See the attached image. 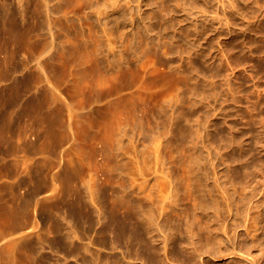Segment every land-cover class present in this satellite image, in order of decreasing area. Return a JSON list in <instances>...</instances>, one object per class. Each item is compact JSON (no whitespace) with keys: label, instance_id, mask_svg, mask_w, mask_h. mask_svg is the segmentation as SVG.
Instances as JSON below:
<instances>
[{"label":"rangeland","instance_id":"374dc122","mask_svg":"<svg viewBox=\"0 0 264 264\" xmlns=\"http://www.w3.org/2000/svg\"><path fill=\"white\" fill-rule=\"evenodd\" d=\"M28 1L29 0H10V3L12 2L11 7H12L13 11L16 12V14H17L16 16L19 19H21L20 16L22 15V14H20L21 11L19 12V10H22L20 8L24 9V8L28 7V8L32 9V7L34 6L32 4H35L36 1H37L36 5L37 4L39 5L40 3L43 4L42 1H44V0H41V1L40 0H34V1L32 0L31 1L30 0L29 2H32L31 6H30V3H28ZM38 1H39V3H38ZM45 1H46V6H44V4L39 5V6L37 5V6H38V8H40V6L42 7V8H40V10L44 14L48 10V12H46L48 14V16H47V14H45L46 18L47 17L48 18L47 19L43 18V20L46 21V24H44L45 26H43V27L45 28L46 26L51 25V28L46 29V28H48V27H46L45 31L47 32L48 30H50L54 33L53 34L51 32V34L53 36H55V37H53L54 49H52V50L53 51L55 50L56 54L54 53L55 51L54 52L52 51V53H54V55L51 57H49L51 54L45 55V56H39L38 54H35L34 57L32 56L31 58H29L30 60L27 61V65H29V68H28V71L25 75L30 74V75H33V77H38L37 66H38V64L43 65L47 69L46 76L48 77L51 84L47 85L45 83H41L44 86V88H42L43 86L40 84V82H38L37 89L39 88L38 89L39 92H37V89L35 87L34 90L33 89L31 90V93L29 91L30 94L27 93L28 96H26L27 95L26 94L24 96V98L22 97L21 100L19 99L18 102L16 101V103H18V104L15 106V110H17V112H18L19 117L17 116V118H19L20 122L19 121L17 122V126L15 128L16 131H15V133H13V135H10L9 133H6V132H5L6 133V135H5V133L3 131L4 129L3 130L1 129V131H3L2 132L3 135H1V140H2L1 145H2V149H3V153L0 156V164H1L0 190H2V191L6 190V188L9 185H10L9 186L10 188L13 187V186L11 187V185H15V186L17 185V186L14 187L16 190H15V193H13V195H11V193H10L11 191L7 193V190H6L5 194L3 192V194H4L3 199H5V196L9 197L11 195L10 196L11 200L8 201V199H7V202L4 201L7 203V207L4 204V202L2 201V205H1L2 209L0 208L1 209V211H0V232H1L0 233V250L4 251V249H5L4 253L1 252V253H3V256H1V254H0V259H1L0 264H8L6 261L7 259L3 260V258H6L7 255L9 256V254L13 251L14 248H16V246H18V245L21 246L22 243L33 242L32 240H37V238L39 239V237L43 238L42 248L45 250L44 251L41 250V251H43L42 253L47 255V256H48V254H49V256H50V254H52V251L49 250V249H51V246H49V245H51L50 238L53 236V234L50 233V235H47L49 233L48 231L50 230L49 228H51V221L50 220L44 221V218L46 215H48L49 210H50V203L48 202L49 198H51L52 194H54L55 192H53L52 188L47 186L46 183L50 184L51 176L57 175L60 172V174H63L62 176H63V182L64 183L62 185L65 186L64 176L67 173V171L71 168V166H70L71 163H74L75 160H79V158L80 159L83 158L86 161V163L88 164V166L86 165V167L85 166L81 167V169L79 171V177L77 178L78 180L76 179L77 183L81 184V185H79V186H81L80 188H83L82 192L85 191L83 193H85V200L86 201H89L91 199L89 192L86 191L88 189L86 184L89 183L87 180H89L90 176L92 175L93 180L91 183L94 184L96 186V188L103 187L102 184H107V186L109 188H112L115 184L118 185L117 183H119V185H118L119 186L118 188H120L119 191L120 190L124 191V192H122L123 195H122V193H119V196L121 195L120 197L126 195V192H127L126 189H128L129 185H131L133 183H134L133 185L139 186V187H143V185H144L143 188L146 190L148 188H150L151 186H152V188H153V186H156L155 188H153V190L151 188L149 190L150 191L152 190L155 193H158V191H159L164 197H167L166 194L168 193V191H169V193L172 192V194H173V192H174L173 190L177 191L180 188L179 192H175L176 194L178 193V196L180 197V198L179 197L177 198L179 209L184 210L187 208L190 212H192L193 211V208L191 206L192 202H188L185 200L186 197L184 195V190L186 188V184L183 181L185 176H186L185 172H183L184 171L183 169L187 168L186 164L189 162V158L187 155L188 152L186 154V152L179 149V146L177 145V142H176V137L173 134L166 135L168 137H165V135H164V133L166 132L165 130H167L169 128V126H171V123H172L171 120H172L173 115H171L170 117H169V115L173 111H174L173 113H177L180 116L179 117L180 121H182L183 122V123L181 122L182 125H184V127L188 129V131L187 130L186 131L193 138L192 139L193 143L194 144H196V142L198 143L197 148H196V152H197L196 155H198V153L201 152L200 154L203 156V161L200 165L202 168L199 167V165H198V167H196V169L198 170V168H200L201 172H203V170H204V172H206V174H207L206 177H207L208 182L205 181V183L208 184L209 186H211V183L214 181V179L217 175L224 180V176H225V179L227 176L226 172H228L230 170H236L239 174H241V178L238 181H234L233 185H235V187H233V189L231 188V190L238 189V190H236L237 192L235 191L236 194L232 195V197L234 196L233 200L236 203H239L240 196L238 194H239V192H242V191H245L244 193H246L247 198H248L249 192L253 191L252 189L254 187L256 188V189L254 188V190L256 191V193H254V194H257L255 196L256 200L254 198L253 201L250 202L249 206L252 203L255 204V201H257V199L258 200L261 199L260 197H262V195L264 194V167L260 168V165L256 166V169H258V172H256L257 171L256 169L254 170L255 172L252 171L255 167H253L252 170H250L251 168H249L248 169L249 175L247 177L243 173L244 172L243 171L244 165H246L247 163L245 161H243L244 164L242 162L231 163L229 158L232 155L245 154V152L247 153L248 148L249 149L251 148L252 153L254 151V155L257 156V158H255V159H258L260 157V159H258V160H260V162L264 161V115L262 114V113H264V74L256 72L255 65L252 61V60H254L252 58L255 56L254 58L256 61L259 60V61L264 63V0H234L235 4H233V1L231 2L229 0H220V1L219 0H192L191 3H188L189 0H139V1L138 0H122V1L119 0V2L121 1L119 3L121 8H119L117 11L113 12V10H111L112 8L107 5L108 7L107 8L105 7L106 13H104L101 17H99V15L97 14V11L104 9V5L106 4L104 2L106 0H99V1L98 0H92L91 3H88V4L84 5L83 7H73V6L70 7L69 5L67 6V3L66 4L64 3V2H66V0H45ZM93 1H94V3H93ZM127 1L129 2V5L125 7L124 5L126 4ZM221 1H224L225 4L227 3V5L223 6L224 3H222ZM96 2H98V5H97L98 7L96 6ZM219 2L222 3V5ZM27 3H28V5H27ZM103 3H104V5H103ZM94 4H95V6H94ZM192 4H194L193 7L189 6ZM36 5L34 6L35 8L37 7ZM182 5L183 6L186 5L188 7L185 6V8H184V7H182ZM43 6H44V8H43ZM195 6H196V8H195ZM228 6H230V7H228ZM45 7L47 10L45 9ZM96 7H97V9H96ZM67 8H68V10H67ZM72 8H73V10H72ZM124 8H127V10ZM201 8H202L201 11H203V9L208 10L207 12L203 11L204 14L206 12L205 15L200 11ZM43 9H44V11H43ZM64 9H65V11H64ZM162 9L164 12L163 11L161 12ZM184 9H186V11H184ZM235 9H237V10H235ZM49 12H51L53 14H51ZM64 12L68 13V15H69V18L67 16L68 20L73 19V21L72 20L67 21V20L62 19L61 22L57 21V23H60V26H59V24L57 26L54 18L57 19L58 17L63 16ZM131 12H132V14L134 12L135 16L131 17V15H132ZM189 12L193 13V17H191V14ZM198 12L202 13V14L199 15ZM153 13H154V15H152V16H155V17H157V14H158L159 19H158V17H157V19H158V23L160 22L159 24L156 23L157 20L154 19L155 17L152 18V16L150 15ZM155 13H157V14H155ZM194 13H196L197 15H195ZM50 14H51V16L53 15V17H51V18L54 20H52L50 18ZM186 14L187 15L189 14V15L187 16ZM202 15H204L205 17H203V18L197 17V16H202ZM150 16L152 19L150 18ZM213 16H218L217 17L218 19L217 18L216 19L218 21L220 20L221 23H220V21L219 22L215 21L216 19ZM43 17H45V16L43 15ZM132 18H135V19L132 20ZM130 19H131V22H130ZM50 20H51V22H50ZM152 20H154V21H152ZM45 21H44V23H45ZM53 21H55V23ZM72 22L74 24L76 23V26L79 27L80 30L74 24L72 27V25H71ZM105 25H107V26H105ZM194 25H195V29L193 28ZM58 27H60L61 29ZM74 27H76L77 29ZM144 27H145V29H144ZM154 27H156V28H154ZM260 28L263 30L261 31ZM107 29H110L111 32H109L110 30H107ZM143 29L146 31V37L144 36L145 31H143ZM159 29H160V31H159ZM62 30H63V32H62ZM138 31L140 34L144 33L143 36H142V34L140 35L138 33ZM95 32H96V34L98 32L97 35L99 36V34H100L101 36L98 37L95 34ZM160 32H162V33H160ZM66 33H69V34H66ZM48 34L49 33H47V34L45 33V38L50 36V34L49 35ZM64 34H66L65 35L66 38H69L71 36L70 38H79V39H83V40H85V39L89 40V38H90L89 36H91V34H92L91 37H94L96 35L95 37H97L98 39L101 38L102 43H101V40H99V43L102 44L103 46L100 47L99 51H102L103 49L101 50V48H103L104 46H105L104 51H102L103 53L105 52V48H106V51H108V52L111 51L112 49L114 51V52L111 51L112 53L109 52L108 54L106 52L104 53L105 55L107 54L106 55L107 59L104 57L105 55L104 56L102 55L103 53L100 55L102 57V58H100V59H102L101 60L102 62H100V63L103 64L102 65L103 67H106V66L108 67V65H105V64H108V62H110V61H112L111 63L116 62L117 66L122 63L123 67L126 66L128 62H133V63L135 62V64H137V62H138L137 58L139 57V59H141L140 61L144 60V64L146 65L147 68H152L153 70L157 69L158 72L156 70L155 71L159 74L160 73L162 74L164 72L163 74L167 75L169 73V71H171V70L172 71H178V70L183 69V71L188 74L187 77L188 78L190 77L189 78L190 81L188 80L187 85H185L187 87L182 86V87H184L183 89L181 87L177 90L178 92L175 90L172 93V95L180 96L179 98H183L184 106H183V104L181 105V106H183L182 107L183 109L181 107L179 108L178 106H177L178 108L168 106L167 109H169L170 111L172 110V111L170 112L169 110H167L168 112H165L164 115L166 117L170 118V120L168 118H167L168 120L165 119L164 115H163L164 117L161 116L159 118V120L162 119L160 121L158 120V118H156V119L151 118V124L154 123L153 124L154 127L156 126V128L154 130L158 129V130H156V132H158V133L160 131V133H159L160 137H159V134L157 133L158 134L157 137H159V140H160L159 143L162 142L159 145L160 146L159 150L157 149L158 147L156 148V146H155L156 143L158 144V140H154L155 138L152 137V136H156V135H154L156 132L155 131L152 132V134L150 136L149 135V133H150L149 128L144 126L145 121L138 120V121H140V122H138L137 121L138 117L137 118H136V116L130 117L133 120H131V119L129 120L130 126L127 127V129H126V135L123 138L122 149L123 148L125 149V150H123L124 152L126 150L128 152L131 150L132 153L133 152L134 153L131 154V152L128 153L127 151H126L127 154H125L126 152L124 153L123 151H122V153H120V155L122 154V156L124 155V157H126V158H124V157L119 155L121 158H123V159H120V157H119V160H122V161H120L121 164H125V162H126V164L129 163V164H127V166L126 165L120 166L121 174H120V172H119V174H118V172H111V169H109V168H107V169L110 171H108L107 169H105V170L103 169V167L104 168L106 167L105 164L107 163V160L105 159L106 158L105 154L103 155L102 153H100V151H98L99 148H97V147H100L101 145L97 146V144H99V142H103V141L107 142V140H104L106 138L108 139V141H111V139L112 140L115 139L116 128H117L118 124L120 123L119 120L121 119V121H122V119H124V117L127 116V115L123 116V113L130 107V104L133 105V103L136 101L135 100V96H136V92H137L136 86H138L137 85L138 82H136L135 77H136L137 73H135L134 71H131L132 73L129 72L128 75H129V80H130L129 82L130 83L127 81L128 79L125 80L124 77L120 74H119L120 77H118V74H117L116 75L117 78H115V80L116 79L117 80L116 81L114 80V82H112L114 85V88L112 85L113 91L111 89L112 93H110L109 97L108 96H101V97L97 98V95L95 94L94 97L91 98V96L86 92L85 99H84V104L86 102V104H85L86 106L84 105L85 106L84 110H82L81 109L82 107L80 106V99H81V95H82L83 90L81 88L83 87V84H85L86 81H91L92 77H94L95 79L98 78L100 73L95 71V67H93L92 62H89L86 59L82 58L79 53H75L76 55L75 54L74 55L76 57L72 56L73 59L71 57L68 61H66V59L63 60L60 57L56 56V55L60 54L57 52L61 51L60 48L63 47V42L66 41ZM162 34L164 35V38H166V39H164L163 36L160 37ZM68 35H69V37H68ZM130 36L131 37L134 36L136 39L138 38L139 40H141V42H145V43H146V40H148V39H149L147 41L148 43L150 41L152 43V41L154 40L155 42H153V45H157L156 42H157V40H159L157 43H160L159 44L160 46L163 43L165 44L167 41L168 42L167 44L171 43V47H170V45H167V46H169L171 48L170 49L168 47L170 49V52H172V53L170 54V56L167 55V57L163 58L162 57L163 52H161L162 54L159 52V55L161 56L160 58H161L162 63H161V61H160V63L159 62L155 63V61H154L155 58H152L154 56H152L151 53H146L145 55L138 53V51L136 50L138 48V46H135V44L138 45V43L140 41H138V43H136L138 39L134 40L135 38L134 37L131 38ZM138 36L139 37L142 36L143 38L140 37L141 38L140 39ZM144 37L145 38L148 37V39L145 40ZM159 37H160V39H158ZM47 39H49L48 41H50V38H47ZM163 39L165 40V42H163ZM51 40H52V38H51ZM233 40L235 42H233ZM160 41H162V42H160ZM151 43H149V44H151ZM177 43H178V45H177ZM100 44H99V46H100ZM234 44L235 45L238 44L239 48L242 49L241 53L239 55H235L230 51V48ZM110 45L112 48H110ZM130 45L135 46V49L132 47L131 48L136 50V54L137 53L140 54L139 56L137 55L138 57H136V58L132 57ZM159 45H157V46H159ZM106 46L109 47V49ZM143 46H145V44H143ZM122 47H124V49ZM252 49L254 50V52L252 51ZM261 49H263V50H261ZM123 50L126 52H129V54H127ZM128 50H130V51H128ZM157 50L163 51L164 49H163V47L162 48L160 47V49H159V47H157ZM228 51H229L230 55L233 54L235 56V59H237V61H234L235 60L234 56H232V55L230 56L228 54ZM256 51H260V54L259 55L255 54ZM250 52H253V53H250ZM114 53H115V57L113 56ZM249 53H250L251 57H250V55H249V57H246ZM119 54H121L122 56ZM261 54L263 56H261ZM141 55H143V58ZM244 55H246V56H244ZM118 56L121 59H123V57H124V59H126V60L123 59V61L121 60V63H120V60L117 59V58H119ZM128 56H129V58L131 57L130 60H132V61H129ZM140 56H141V58H140ZM164 56H166V55H164ZM56 57H57V59H56ZM74 57H75V61H74ZM237 57H239V58H237ZM78 59H79V61H78ZM104 59H106V60H104ZM166 59H168V60H166ZM231 59H234V60H231ZM107 60H108V62H107ZM255 60H254V62H256ZM69 61L71 62V64H69L70 63ZM125 61H127V62H125ZM63 62H66V64ZM74 62H77V64L76 63L74 64ZM62 64H65V65H62ZM72 64H74L75 66L73 67ZM76 65H79V66H76ZM250 65H252V67H254L255 69L252 68L253 69L252 70ZM51 66L55 67V69L52 71L49 69ZM198 68H200V69H198ZM75 69H76V71H75ZM169 69H171V70H169ZM254 70L256 73L254 72ZM159 71H161V72H159ZM252 71L254 72V75H253ZM28 72H31V73H28ZM120 72H123V71H120ZM110 73L114 74V75H112L113 77L116 74V73H112V71ZM209 73H211V74H209ZM17 74L19 75V77L17 76V78H20V76L22 77V75H24V74L21 75V73H17ZM255 74H257V75L255 76ZM133 76H135V77H133ZM1 78H2V81L0 80V95H1L0 96L1 97L0 103L1 102L2 103L0 104V109L2 110V112H4L6 107H7L6 105H8L7 101L9 102V100H8V95H6L8 92L6 94L3 92H5V90L6 91L8 90V87L6 88V86L7 85L9 86V82L7 79H4L2 76H0V79ZM78 78H81V79L79 80ZM83 78H85V79H83ZM3 79H4V81H3ZM132 79H133V82L131 83ZM77 80H79V81H77ZM98 80H99V78L97 79V81ZM118 80L120 81V83L118 82ZM79 82L82 83V87H81V83L78 84ZM212 83L214 86L211 87V85H209V84H212ZM119 84H120V86H119ZM122 84H124V85H122ZM134 85H136V86H134ZM51 86H55V88L57 87L56 92H57V95L58 94L60 95L58 97H60L61 99L56 97L57 99L53 98L54 101H52V99H51V101H49L50 100V99L48 100L49 95L46 94V91L44 94H42L44 90H48L49 87L51 88ZM193 87L196 88V94L194 92L195 89ZM191 89L193 91H191ZM133 90L136 92H134ZM180 90H182V91H180ZM40 91H41V95L39 94ZM74 91H77V92H74ZM131 91L133 92V94H131L132 93ZM179 91L182 92L181 94L184 95V97H182V95L179 94ZM32 92H34V93L37 92V96L35 94V96H36L35 97L34 93H32ZM69 92L72 96L69 94ZM114 92L117 95H119V96L121 95V96L116 97V94H114ZM118 93H121V94H118ZM175 93H177V94H175ZM45 94H46V96H45ZM129 94H130V96H129ZM127 96H129V98L132 96L133 98L130 100V99H128ZM110 97L114 98V99H111ZM41 98L44 99V103H45L44 106L46 108L44 106L41 108H38L37 105H35L37 100H39ZM74 98H76V99H74ZM106 98L109 100L107 101ZM25 99H27V101ZM116 99H119V100H116ZM55 101H57V103H59V104H57ZM119 101H121V102H119ZM53 102L55 104H53ZM65 102L67 104L72 105V106L75 105V106H73V108L78 112L79 115H80V113L81 114L84 113L85 110L92 111L95 115V120L98 119L97 117H98V114L100 112H102V113L105 112L104 114H106V118H105V115H103V119L100 121V124L97 127H95L94 131H93V132H95V131H97V129H99L95 135V138H97L96 144H92L93 146L91 144H88L91 137L94 136V133L92 132L91 133L92 135H88L86 133V130H84V128H82V126H79V128L77 127L78 128L77 130H80L81 132L78 131L75 133V135H71L70 137L68 136V134L65 130L66 117L63 114L65 112H62V110L65 109V105H67V104H65ZM109 102H111V103H109ZM20 103H21V105H20ZM22 103H24V104L22 105ZM114 103H116V105ZM125 103L129 104V106L128 105L125 106L126 105ZM2 104L4 107L1 106ZM60 104H61V106H64V107L58 106ZM63 104H65V105H63ZM121 104L122 105L124 104L123 107ZM31 105H32V107H31L32 109L30 108ZM132 105H131V107H132ZM51 106H53V107H51ZM19 107H21V109L25 108V111H24L25 113L22 112L23 110H21ZM26 107H28L29 110ZM112 107H113V109H112ZM115 107L116 108L118 107L119 109L117 108L118 110H116ZM44 108H45V110H44ZM49 108H50V110H49ZM58 108H59V110H58ZM122 108H123V111H121ZM124 109H125V111H124ZM48 110H49V112H48ZM60 110H61V112H58ZM85 112H87V111H85ZM126 112H125V114H128L130 112V110H128L127 113ZM20 113H22V115H20ZM118 113H119L121 118L119 117ZM166 113H168L169 115L167 114L168 115L167 116ZM183 114H184V116H181ZM50 115H54V117L50 116ZM185 115H186V117H185ZM60 116H62V117L64 116V117L62 118ZM174 116H177V115L174 114ZM139 117H141V116H139ZM182 117H184V119ZM81 118L82 117H79V119H78V121L80 120L79 123L81 122ZM117 118H118V121H117ZM134 118L138 122V123L136 122L137 123L136 125L138 127L135 125L138 128L136 130H134L135 128H133V125L135 124ZM181 118H182V120H181ZM57 120H58V123L56 122ZM59 120H65V121H59ZM183 120H185V122ZM161 121L163 123L162 125H164V121H168V123L169 122H171V123H169L170 125L166 124L167 126L164 125L165 127H162V126H160L161 124L158 123ZM3 122L5 123L6 121L3 120ZM19 123H20V125H18ZM248 124L250 125V127H248ZM6 125H7L6 123H5V125L1 124V128H5ZM142 127H143V131H144V135H140ZM161 127L164 128L163 129L164 131L162 130ZM6 128L8 129V125L6 126ZM6 128H5V131H9V130H6ZM131 128H133V129H131ZM129 129L131 130V132H133L132 130H134L135 133L134 132L132 134H131V132L129 133V131H130ZM112 130L114 132L113 134H112ZM138 130L140 132H136ZM189 130H190V132L192 131L191 132L192 134L189 132ZM249 130H251V131L249 132ZM59 132H61V133H59ZM79 132H80V135H79ZM81 133H83V134H81ZM8 134L10 135V137H8V139H7L6 136H8ZM63 134H64V136H63ZM84 134L86 135L85 137L82 136ZM97 134L99 136H97ZM111 134L113 136L112 138H110ZM194 134H195V136L197 134L199 138H197V136L195 138ZM51 135H52V137L53 136L54 137L52 138ZM60 135L63 138H61ZM109 135H110V137H109ZM219 135H222V139H223L222 141H221V139H219L220 138ZM65 136H67V138L69 137L68 140ZM11 137L13 139L9 140V138H11ZM86 137L88 140L86 139ZM47 138H48V141H47ZM70 138L72 141H70ZM81 138H82V140H81ZM101 138H103V139H101ZM109 138H110V140H109ZM140 138H141V140L139 142ZM83 140H85L84 142H86V144L83 142ZM6 141H7V143H6ZM73 141L77 142V143H75L76 145L74 144ZM128 141L130 143L132 142L131 144L134 146L135 151L132 150L133 146L130 143L128 145ZM149 141H150V143H149ZM47 142L49 144H47ZM52 142H53V144L57 143V144H54V146L57 145V148L56 147L53 148ZM79 142H81V143H79ZM124 142L127 145L124 144ZM169 142H170V144H172V143L173 144L170 145ZM70 143L71 144L73 143V146H71ZM167 144L170 146H168ZM124 145H125V147H124ZM130 145H131V147H130ZM247 145H248V148H247ZM48 146L51 147L50 148L51 150L49 149ZM70 146H71V148H70ZM87 146H89V147H87ZM127 146H129V147H127ZM190 146H191V144H190ZM78 147H81V148L79 149ZM94 147L97 148V149H95V152H94ZM35 148H36V150L40 149V151H35L36 152L35 153L34 152ZM52 148H53V153L55 155L52 153H49L52 151ZM90 148L93 149L92 150L93 152L91 151ZM128 148H129V150H128ZM187 148H189V147H187ZM257 148H260V149H258L259 153H257L258 152ZM13 149H16V151H18V152H15V150H13ZM24 149L26 152H24ZM74 149H77L78 152H77V150L73 151ZM6 150H8V151H6ZM11 150L14 152H12ZM96 150H97V152H96ZM142 151H144L143 152V157H144V164H143L144 165V172L143 173L144 174L141 173V175L143 174V176H141L139 173L138 174L136 173L135 175H133L134 173L131 172V166L137 164L139 162V160L143 159L141 156ZM179 151H180V153H179ZM8 152H11V155H9L10 153L7 154ZM181 152H183V154H181ZM192 152H193V150H190V153H192ZM12 153L15 154L16 157H15V155L13 156ZM94 153H96V154H94ZM208 153L210 155H207ZM255 153H257V154H255ZM50 154H52V157ZM74 154H76V155L74 156ZM184 154H186L187 156ZM6 155H9L8 158H6ZM53 155H54V157H53ZM77 155H79V156L77 157ZM102 155H103V157H102ZM48 156H49V158H47ZM182 157H183V159H182ZM50 158L52 160L51 161L48 160V161H50L53 164L52 166H51V163L46 160V159H50ZM185 158L188 159V160H186L187 162L183 161ZM137 159H138V161H137ZM220 159L222 160L221 162H223V163L220 162ZM14 160H16V161L18 160L17 162H19L21 164L19 165V163H16L13 166ZM23 160H26L27 163H25V165L28 164V166L30 168H28L27 166L24 165L23 162H25V161H23ZM67 160H68V162H67ZM129 160H130V162H128ZM131 160L134 163H131L132 162ZM223 160L226 162V164H224L225 162ZM173 161L175 164H177L176 166L174 163L172 164ZM192 161L194 162V159H192ZM91 162H93V164ZM104 162H106V163H104ZM247 162L249 165L250 161H247ZM8 163L11 164L10 168L8 166L9 165ZM68 163H70V165H68ZM102 163H104V164H102ZM183 163H184V166H181V165H183ZM263 163L264 162H262V164L261 163L260 164L264 165ZM66 164H67V166H66ZM45 165H46V167H45ZM48 165L50 166V168H47V167H49ZM100 165H101V167H100ZM137 165H139V163ZM193 165H194V163H192V164H190V166H188V171H189V168L193 167ZM15 166H17L16 169L18 168L17 171L15 170V172H17V173H15L14 170H12V168ZM68 166H70V167H68ZM170 166H172V167H170ZM215 167H217L216 168V174L217 175H214L215 174V171H214ZM249 167H252V165L250 164ZM257 167H259L260 169ZM171 168H173V169H171ZM180 168H183V169H180ZM227 168H228V171H227ZM26 169H28V170H26ZM10 170H12V171L10 172ZM35 170H39V171L34 172ZM122 170L126 171L127 173L124 174V172ZM106 171H108V172L105 173ZM181 171L184 173V175ZM250 171L253 172V174L250 173ZM62 172H64L65 174ZM109 172L111 175L109 174ZM10 173H12V175ZM28 173H29V176H31V175L32 176L31 177L26 176V175H28ZM114 173L117 175H115ZM37 174L44 175L45 178L47 177L46 178L47 180L44 178V176H42V177H41V175L37 176ZM121 175H123L124 177ZM115 176L119 177V178L116 177L117 179L120 180L119 182L116 181V178H114ZM128 176H130L131 178L130 177L128 178ZM136 176H138V177H136ZM139 176H141V177H139ZM20 177H22V178H20ZM125 177L127 179H125ZM249 177H251V179H249ZM107 178H108V181L112 178L111 180H115L116 183L112 181L114 184L113 185L111 180L109 182L107 181ZM129 179H131L132 181ZM29 180H31L32 183ZM16 181H19V182H16ZM37 181H38L39 185L42 184L41 185L42 187L36 186ZM40 181H41V183H40ZM102 181H104V182H102ZM131 182H133V183H131ZM139 182H140V185H142V186L139 185ZM14 183H16V184H14ZM56 183L60 184L59 182H56ZM84 183H86L84 185L85 187L83 186ZM175 183H177L178 186ZM57 184H56V186L58 187ZM121 184H123V185H121ZM171 184H173V186ZM18 185L22 186V188L19 189V191L17 192V189L19 188ZM32 185L33 186L35 185L36 188H35V186L32 187ZM110 185H112V186H110ZM124 185H126V186H124ZM122 186H123V189H122ZM145 186H147L148 188H145ZM172 187H174V188L172 189ZM177 187H178V189H176ZM42 188H44V189H42ZM118 188L116 186L114 189L118 190ZM170 189H172V191H170ZM35 190L37 192H35ZM149 190H147V191H149ZM155 190H157V192ZM119 191H117V192H119ZM164 191L167 193H165ZM33 192H35L33 199L37 200L38 202L33 200L35 204L33 203V201L31 202V205L29 204V212H31V213L29 214V212H28L29 215H27V221H28V216H30V221L34 220V222L33 223L32 222H26L28 224L26 226L21 227L22 229L19 228L18 230L10 231V229H11L10 225H12V220H11L12 217L7 216V215H10V213L8 214V212H5L6 213L5 214L3 212L7 208H8L7 210H9L10 208H13L12 206H14L15 203L17 204V196L18 195H20L19 198H23V196H25V197L29 196ZM232 192L234 193V191H231V193ZM253 192H251L250 194L252 195ZM18 193H20V194H18ZM25 193H27V194H25ZM176 194H174V195H176ZM162 195H161V197H163ZM174 195H172L173 196L172 198L175 197ZM180 195H182V196L184 195L183 196L184 198ZM12 196L15 197L16 200L12 199ZM159 196H160V194H159ZM10 197H9V199H10ZM46 198H48V200H46ZM174 199H176V198H174ZM12 200L14 201V203ZM8 202H10V203L12 202V205L9 203V206L11 205L10 208L8 206ZM168 202L170 204V200H168L167 203ZM36 204L38 206H36ZM40 206L43 208H40ZM44 206H46L47 208ZM44 208H46V209H44ZM95 208H96V206H95ZM260 210L263 213L262 216L264 217V205L261 206ZM40 212H42V213H40ZM196 212H197L196 214L199 215V213L201 211L198 209V210H196ZM43 214H44V216H43ZM200 215H202V213ZM254 215H255L254 210H252L251 216H254ZM33 217L34 218L36 217V219H34ZM162 221H164V220H161V222ZM43 222H44V224H43ZM46 222H48V223H46ZM35 223H37V224L35 225ZM46 224H50V226L47 225L48 227L47 226L44 227V225H46ZM35 227H37V228H35ZM6 228H8V229H6ZM6 230H8V232ZM195 231H196V229H195ZM162 233H164V232H162ZM166 233H167V235H166ZM161 234H159L160 240H163V239H161V237L162 238L165 237V236L163 237V235H166L168 240H170V238L172 239V236L170 237L168 235L169 234L168 230H165V233L162 235ZM186 235L185 234L183 236L175 235V236H173L175 243H174V241H172V243L176 244L177 247L173 244L176 249L180 248L183 251V255L185 258H182V259L185 260V263H181V264H200L199 261H197V259L191 258L190 253H191V251H193V249L186 247V246H188L186 244H189V241H188L189 239L186 237H189L190 235L189 236H186ZM46 236H47V238H46ZM154 236H155V238H157L158 234L157 235L154 234ZM196 239L197 238L194 237V239H193V242L195 241L194 243L198 242V239L197 240ZM47 240H49V241L46 242ZM187 241H188V243H187ZM163 243H164V241L163 242L160 241L158 246H160V247H161V245L164 246ZM96 246H98V247H96ZM93 248L100 255H103V256L109 255V253L114 254L116 252H118L116 254L120 255L121 253H119V252L120 251L122 252V250H116V252H115V251H112L110 248L109 249L104 248V247L97 245V244L94 245ZM6 249H7V251H6ZM160 252L164 253L165 251L163 249H160ZM5 253H7V254H5ZM252 254L257 256V254L262 255L263 253H260V249L257 247L256 249L253 250ZM209 255H210V253L207 252L201 256V258L204 260V261L202 260L203 261L202 264H223V263L225 264L226 262L229 261V260L228 261L226 260V262H225L224 260H222L219 262V260L217 261V259H214ZM21 256H22V258H21ZM21 256H20L21 260H19V261L23 262L22 259H24V260L27 259V261H25V262L27 264H32L31 258L33 255L32 256L30 255L31 258H30V256L27 257V254H26V256L21 254ZM23 256H25V257H23ZM259 257H261V256H259ZM131 260H132V263L135 262L134 264H145L144 262H141L140 260H138V261L134 260V259H131ZM2 261H5V263ZM68 261L71 263H74L72 260H68ZM63 262L66 263L67 261L66 262L62 261V262H60V264H64ZM170 262L175 263V261H172V260L169 261V264H170ZM260 262H261L260 264H264L263 260ZM77 263L78 264H84L80 261ZM21 264H24V263H21ZM175 264H177V263H175Z\"/></svg>","mask_w":264,"mask_h":264},{"label":"bare ground","instance_id":"6f19581e","mask_svg":"<svg viewBox=\"0 0 264 264\" xmlns=\"http://www.w3.org/2000/svg\"><path fill=\"white\" fill-rule=\"evenodd\" d=\"M29 1H28V3H30V6H31L32 2H29ZM44 1H42V3L44 4V6H46V1L45 2ZM191 1L192 0H189L188 3H191ZM229 1H231V2L233 1V4H235L234 0H229ZM91 2H92V0H66V2H64V3L65 4L67 3V6L69 5L70 7L71 6L83 7L84 5L91 3ZM120 2H119V0L118 1L117 0H106L104 2L106 4L104 5V3H103L104 9L97 11V14L99 15V17H101L104 13H106V8L108 6H110L112 8L111 10H113V12L117 11L119 8H121V6L119 4ZM221 2L224 3L223 6L227 5V3L225 4L224 1H221ZM28 3H27V5H28ZM36 3H37V1H36ZM36 3L32 4V5L35 6ZM38 3H39V1H38ZM93 3H94V1H93ZM222 3H220V4L222 5ZM11 4H12V2L10 3V0H0V76H2L4 79H7L9 82V86L8 85L6 86V88L8 87V90L7 91L5 90V92H3L5 94L8 92L6 95H8L9 102L7 101L8 105H6L7 107H6L4 112H2V110L0 109V156L3 153V149H2V145H1V143H2L1 135H3L2 132L4 131V133L6 132V133H9L10 135H13V133H15V131H16L15 128L17 126V122L19 121V118H17L18 112H17V110H15V106L18 104V103H16V101L18 102L19 99L21 100L22 97L24 98V96L27 93H29V91L31 93V90L32 89L34 90L35 87L37 89L38 82H40V84L41 83H45L47 85L51 84L48 77L46 76V73H47L46 67L43 65H40L38 63H37L38 64V66H37L38 77H33V75H30V74L25 75L28 71V68H29V65H27V61L30 60L29 58H31L32 56L34 57L35 54H38L39 56H45V55L51 54L49 57L53 56L54 53L56 54V51L54 50L55 51L54 52L52 50V49H54L53 37H55V36H53L51 34L52 31H50V30H48L47 32L45 31V28L48 27L46 29H50L51 25L49 26L47 24L48 26H46L45 28L43 27V26H45L44 24H46V21L43 20V18H46L45 14H47L46 12H48L46 7H45V9L47 11L45 12V14L40 10V8H42L41 6H40V8H38L39 5H43L41 3L39 5L37 4L38 6L36 5L37 6L36 8L33 6L34 8L32 7V9L28 8V7L24 8V9L20 8L22 10H19V12L21 11L22 13L20 12V14H22V15L20 16L21 19H19L16 16L17 15L16 12L13 11ZM97 5H98V2H96V6ZM128 5H129V2L127 1L124 6L126 7ZM193 5L194 4L189 5V6L193 7ZM44 6H43V8H44ZM94 6H95V4H94ZM185 6L182 5V7H184V8H185ZM97 7H96V9H97ZM186 7H188V6H186ZM228 7H230V6H228ZM195 8H196V6H195ZM124 9L127 10V8H124ZM67 10H68V8H67ZM72 10H73V8H72ZM201 10H202V8L200 9V11ZM235 10H237V9H235ZM43 11H44V9H43ZM64 11H65V9H64ZM162 11H163V9L161 10V12ZM184 11H186V9H184ZM203 11L207 12L208 10L203 9ZM203 11H201V12L204 14ZM67 12H64L63 16L58 17L57 19L54 18L57 26H58V24L60 26V23H57V21L61 22L62 19L67 20V21H71V20L73 21V19L68 20L69 15ZM206 12H205V14H206ZM49 13H51V12H49ZM202 13H199V15H201ZM51 14H53V13H51ZM51 14H50V18L53 17V15L51 16ZM131 14H132V12H131ZM133 14H134V12H133ZM133 14L131 15V17L135 16V14L134 15ZM155 14H157V13H155ZM190 14H191V17H193V13H190ZM194 14L197 15L196 13H194ZM43 15L45 17H43ZM150 15L152 16V15H154V13L150 14ZM204 15L197 16V17L203 18V17H205ZM47 16H48V14H47ZM67 16H68V18H67ZM151 16H150V18H151ZM154 17L155 16H152V18H154ZM157 17L159 19L158 14H157ZM157 17L154 18L157 20L156 23H158ZM213 17L216 19L218 16H213ZM54 19H52V20H54ZM133 19H135V18H132V20ZM217 19L215 21H218ZM44 21H45V23H44ZM55 21H53V22L55 23ZM152 21H154V20H152ZM50 22H51V20H50ZM130 22H131V19H130ZM220 23H221V21H220ZM73 24L74 23L72 22V24H71L72 27H73ZM74 25L76 26V23ZM105 26H107V25H105ZM76 27H74V28H76ZM58 28H60V27H58ZM77 28L79 29V27H77ZM154 28H156V27H154ZM193 28L195 29V25ZM144 29H145V27H144ZM144 29H143V31H145ZM107 30H110V29H107ZM262 30L263 29H261V31ZM159 31H160V29H159ZM62 32H63V30H62ZM109 32H111V30ZM45 33L50 34V36L47 37V38H50V41H48L49 39L45 38ZM138 33H139V31H138ZM144 33H145L144 36L146 37V31ZM144 33H141L142 36ZM160 33H162V32H160ZM66 34H69V33H66ZM66 34H64V36ZM95 34H96V32H95ZM97 34H98V32H97ZM91 36H92V34H91ZM91 36H89L90 37L89 40H86V39L83 40V39H79V38H70L71 36L69 37V35H68L69 38H66V36H65L66 41L63 42V47L60 48L61 51L57 52V53H60L59 54L60 56L56 55V56L60 57L61 59H63V60L66 59V61H68L72 56L76 55L75 53H79L82 58L86 59L89 62H92L93 67H95V71L100 73V75L98 77L99 78L98 81H97L98 78L95 79L94 77H92V80L86 81L85 84H83V87H82L81 82L78 83V84L81 83V87H82L81 89L83 90L82 95H81V99H80V106L82 107L81 108L82 110H84V107L86 106L85 105L86 102L84 104L86 92L91 96V98H93L95 94L97 95V98L101 97V96H108L109 97L110 93H112L111 92L112 85H113L112 82H114L115 78H117V76H116L117 74H118V77H120L119 76V74H120L124 77L125 80L128 79L127 80L128 82L130 81L129 75H128L129 72L134 71L135 73L138 74V75L136 74V77L133 76V77H135L136 82H138L137 83L138 86L134 85L137 87V92L134 91L136 89L135 87H134L135 89L133 90L134 92H136V96H135L136 101L133 103V105L130 104V107L128 109L126 108L127 112H128V110H130V112L128 114H125L126 111L124 109L125 112L123 113V116H125V115H127V116H125L124 119H122V121H121V119L119 120L120 123L118 124V126L116 128V132H115L116 136L114 135L115 139H113V140L111 139V141H108V139L106 138L104 140H107V142L103 141V142H99V144H97V146L101 145L100 147H97V148H99L98 151H100V153H102L103 155L105 154V157H106L105 159L107 160V163L104 162V163H106L105 164L106 167L105 168L103 167V169L105 170V169L109 168V169H111V172H118V174H119V172L121 171L120 166H122V165L127 166V164H129V163L126 164L125 161H124L125 164H121L120 161H122V160H119V157L122 156V154L120 155V153H122V151L125 150L124 148L122 149V144H123V138L126 135V129H127V127L130 126L129 120L130 119L133 120L130 117L136 116V118L138 117L137 121L138 120L145 121L144 126L149 128V131H150L149 135L151 136L152 132H154V131L156 132V130H158V129L154 130L156 128V126L154 127V125H153L154 123L151 124V118H154V119L158 118V120H159V118L161 116H163L165 114V112H168L167 111V110H169V109H167L168 106L169 107H175V108H178V107L182 108L184 106L183 98H179L180 96L172 95V93L175 90L177 91L182 86L187 85V83H188L187 81L188 80L190 81V79H189L190 77L189 78L187 77L188 74L186 72H184L183 69L178 70V71H172L171 69H169L171 71H169V73L167 75L163 74L164 72L162 74L161 73L159 74V73H157L158 72L157 69H155L157 71L156 72L152 68H147L146 65L144 64L143 59H142L143 61H140L141 59H139V57H138L140 54L145 55L146 53H151V55L154 56L152 58H155L154 59L155 63H157V62L160 63V61H161L160 57L161 56L159 55V52L160 53L163 52V54L161 53L163 55L162 56L163 58L167 57V55L170 56V54L172 53V52H170V49H171L170 48L171 47L170 42H169L170 44H167L168 42L166 41L165 44L163 43L164 45L161 44V46H160L159 45L160 43H157L159 40H157L156 44L159 45V46H157V45H153V42H155L154 40L152 41V43L150 41L149 43H151V44H149L147 42L149 40L148 37L147 38L144 37L145 40L148 39V40H146V43H145V42H141V40H139L138 38H137L138 39L137 40L133 36L135 38L134 40H137L136 43H138V41H140L138 43V45L135 44V46H138V48L136 47L137 48L136 50L140 54H138V53L136 54V50H134L135 46L130 45L132 57H135V58L138 57L137 58L138 59L137 64H135V62L134 63L128 62L127 65L123 67L121 60L123 61L124 57H123V59H121L118 56L120 59L117 57L116 58L118 60H120V63H121L120 65L117 66L116 62H113V63H111L112 61L108 62V60H109L108 59L107 60L108 64H105V65H108V67L107 66L103 67L102 66L103 64L100 63V62H102L101 61L102 59H100L102 57L100 55L103 53L102 51H104L105 46L103 48H101V50L103 49L102 51H99L100 47L103 46L102 44L99 43V40H101V38L98 39L95 36L94 37H91ZM99 36H101V35L99 34ZM142 36H140V37H142ZM162 36L164 38L163 34L160 37H162ZM133 37H131V38H133ZM160 37L158 39H160ZM51 38H52V40H51ZM164 39H166V38H164ZM164 39H163V42H165ZM160 42H162V41H160ZM233 42H235V41L233 40ZM101 43H102V40H101ZM99 44H100V46H99ZM143 44H145V46H143ZM167 45H170V47ZM177 45H178V43H177ZM131 47L134 49H132ZM157 47H159V49H160V47L161 48L163 47L164 50L158 51ZM107 48L109 49V47H107ZM110 48H112L111 45H110ZM122 48L124 49V47H122ZM130 50H128V51H130ZM241 50L242 49L239 48L238 44L237 45L234 44L230 48V51L235 55H239L241 53ZM261 50H263V49H261ZM52 51L54 53H52ZM111 51H113V49ZM111 51H109V52H111ZM126 51H124V52H126ZM252 51L254 52L253 49H252ZM105 52L107 54L109 53L108 51H106V48H105ZM253 52H250V53H253ZM104 53L102 54L103 56L105 55ZM126 53L129 54V52H126ZM250 53L247 56L246 55H244V56L249 57ZM228 54H229V51H228ZM233 54H231V55L234 56ZM255 54L259 55L260 51H256ZM106 55L104 56L105 58H106ZM119 55H121V54H119ZM143 55H141L142 58H143ZM164 55H166V56H164ZM113 56L115 57V53ZM141 56H140V58H141ZM261 56H263V55L261 54ZM75 57H74V61H75ZM250 57H251V55H250ZM254 57L252 59L255 60ZM128 58H129V56H128ZM237 58H239V57H237ZM56 59H57V57H56ZM72 59H73V57H72ZM106 59H104V60H106ZM130 59H131V57L129 58V61H132ZM234 59H235V56H234ZM234 59H231V60H234ZM124 60H126V59H124ZM166 60H168V59H166ZM254 60H252V61L255 65L256 72L264 74V63L259 61V60H257V61L255 60L256 62H254ZM78 61H79V59H78ZM234 61H237V59H235ZM125 62H127V61H125ZM63 63L66 64V62H63ZM75 63L77 64V62H74V64ZM161 63H162V61H161ZM65 64H62V65H65ZM69 64H71V62ZM74 64H72L73 67L75 66ZM79 65H76V66H79ZM250 67H251V69L254 68V67H252V65H250ZM49 69L52 71L55 69V67L51 66ZM198 69H200V68H198ZM75 71H76V69H75ZM111 71H112V73H116L114 77L112 76L114 74L110 73ZM120 71H123V72H120ZM159 72H161V71H159ZM254 72H255V70H254ZM254 72L252 71L253 75H254ZM17 73H21V75L22 74H24V75H22V77L20 76V78H17V76L19 77V75ZM28 73H31V72H28ZM211 73H209V74H211ZM256 75L257 74H255V76ZM81 78H78V79L80 80ZM4 79H3V81H4ZM83 79H85V78H83ZM0 80L2 81V78ZM79 80H77V81H79ZM118 82L120 83L119 80H118ZM132 82H133V79H132L131 83ZM41 85L43 86V84H41ZM122 85H124V84H122ZM209 85H211V87L214 86L213 83L209 84ZM119 86H120V84H119ZM185 87H187V86H185ZM42 88H44V86ZM56 88H55V86H51V88L49 87L48 90L43 89L44 91L42 94H44L46 91V94L49 95L48 100L50 99L49 101H51V99H52V101H54L53 98L60 96L59 94L57 95ZM113 88H114V85H113ZM183 88L184 87H182V89ZM193 88L195 89L194 92L196 94V88L195 87H193ZM38 89H37V92H39ZM41 91L39 93L40 95H41ZM112 91H113V89H112ZM180 91H182V90H180ZM180 91H179V94L182 95L181 94L182 92H180ZM191 91H193V90L191 89ZM37 92L36 93L32 92V93H34V96H35V94L37 96ZM74 92H77V91H74ZM46 94H45V96H46ZM69 94H70V92H69ZM114 94H116V93L114 92ZM118 94H121V93H118ZM131 94H133V92ZM175 94H177V93H175ZM26 96H28V94ZM120 96L116 94V97H120ZM129 96H130V94H129ZM129 96H127V97H128V99L131 100L133 97L131 96L129 98ZM182 97H184V95H182ZM58 98H60V97H58ZM41 99L37 100V102L35 104V105H37L38 108L43 107L45 104L44 99H42V100ZM74 99H76V98H74ZM111 99H114V98H111ZM119 99H116V100H119ZM0 100H1V97H0ZM25 100L27 101V99H25ZM108 100L109 99H107V101ZM55 102L57 103V101H55ZM111 102H109V103H111ZM119 102H121V101H119ZM23 104L24 103H22V105ZM53 104H55V103L53 102ZM57 104H59V103H57ZM65 104H67V103L65 102ZM65 104H63V105H65ZM114 104L116 105V103H114ZM182 104H183V106H181ZM20 105H21V103H20ZM32 105L30 106V108L32 107ZM123 105H122V107H123ZM127 105L129 106V104H126L125 106H127ZM131 105H132V107H131ZM1 106H3V104ZM58 106H61V104ZM73 106H75V105H73ZM73 106L70 104H67V105H65V109L62 108L63 109L62 112H65L63 114L66 117L65 130H66L69 137L71 135H75L76 132L80 131V130H77L79 128V126H82V128H84V130H86V133L88 135H92L91 133L94 131V128L97 127L100 124V121L103 119V115H105V118H106V114H104L105 112L104 113L100 112L98 114V117H97L98 119L95 120L94 113L92 111H88V110H85L87 112L84 111V113H82V114L80 113V115H79L78 112L73 108ZM51 107H53V106H51ZM61 107H64V106H61ZM113 107H112V109H113ZM19 108L21 109V107H19ZM26 108H28V107H26ZM45 108H44V110H45ZM117 108L115 107L116 110L119 109V108L118 109ZM21 110H23L22 112H24L25 108H23ZM28 110H29V108H28ZM49 110H50V108H49ZM49 110H48V112H49ZM58 110H59V108H58ZM121 111H123V108ZM58 112H61V110ZM119 113H118V115H119ZM172 113L170 115L168 113H166V115L168 114L169 117L171 115H173V116H172V120H171L172 123L169 122V123H171L172 127L169 126V128L171 127L170 129L167 127L169 130L168 129L165 130L166 132L164 133V135H165V137H168L166 135L173 134L176 137V142H177V145L179 146V149L186 152V154L188 152L187 155L189 158V162L186 164L187 166L185 165L187 168H185V169L180 168V169H183L184 170L183 172H185V175H186L184 180H183L184 183L186 184V188H185V190L184 189L183 190H184V195L186 197L185 200L188 202H192V204H191V206L193 208L192 212H190L187 208L184 210L179 209L178 199H177L179 196H178V193L177 194L175 193V192H179L180 188L178 189V187L176 188V189H178L177 191L173 190L174 191L173 194H172V192L169 193V191H168V193H167L164 191L165 193H167L166 194L167 197H164L159 191H158V193L160 194V196L158 193H155L154 191H152L153 188H155L156 186H153V188L151 186L150 187L152 189L151 191L149 190L150 188L145 186V188H148L147 190H149V191H147L146 189L143 188L144 185H143V187H139V186L133 185L134 183L131 182L133 184L130 183L131 185H129L128 189H126L127 190L126 195L120 197L121 195L119 196V193H122L124 191H121V190L119 191V189H120V188H118L119 183H117L118 185L115 184L118 188V190L117 189L116 190L119 191V192H117L114 189L116 186L113 184V182L116 183V181H118V182L120 181L119 179L116 178L118 176L114 177V178H116V181L111 180L112 178L110 179L111 182L113 181L112 184L114 185L113 186L114 188L113 187L109 188L107 186V184H102L103 187L96 188V186L91 183L93 180L92 175H91L89 180H87L89 183L87 182L88 184H86V183L83 184V186L86 184L88 189L86 188L87 190L86 189L85 190L87 192H89V195L91 197V199L89 201H86L85 200V193H83L85 191L82 192L83 188H80L81 186H79V185H81V184L80 183L78 184L76 179L79 177V171H80L81 167H84V166L86 167V165L88 166V164L86 163V161L83 158H81V159L79 158V160H75V162L71 163V165H70V163H68V165H70L71 168L67 171L66 174L64 172H62L65 174V176H64L65 186L62 185L64 183L63 182V176H62L63 174H60V172L57 175L51 174L52 176L50 179V184L46 183V185L49 186L50 188H52V191L55 192L54 194H52L51 198H49L48 202L50 203V210H49L48 215H46L44 218V221L45 220L51 221V228H49L50 230L48 229L49 233L47 235H50V233L53 234V236L50 238L51 245H49V246H51V249H49V250L52 251V254H50V256L48 254V256H47V255L42 253L45 250L42 248L43 238L39 237V239L37 238V240H32L33 242L28 241L29 243H22L21 246H19V245L16 246V248L13 249V251L9 254V256L7 255L8 258L5 256L6 258H3V260L7 259L6 261L8 264H19V263L25 264L26 263L25 261H27V259H25V260L22 259L23 262L19 261V260H21V258H22L21 254H23L25 256L27 254V257H29L30 255L31 256L33 255L32 258L30 256V258L32 259L31 260L32 264H60V262H62V261H65V262L67 261L66 263L63 262L64 264H76L79 261L84 263V264H134L135 262L132 263L131 259H134L137 261L140 260L141 262H144L145 264H169V261H171V260L175 261V263H177V264H181V263H185V260L182 259L185 257L183 255V251L180 248L176 249L174 247V245L176 246V244H174L175 241H174L173 236H175V235L183 236L184 234L185 235L187 234L186 236H189V235L190 236L186 237L189 239L188 240L189 244H186V245H188L186 247L193 249V251H191V253L189 252L191 255V258L197 259V261H199L200 264H202V262L204 261L201 258V256L207 252L210 253L209 256H211L214 259H217V261L219 260V262L222 260H224L225 262H226V260L227 261L229 260L225 264H260L261 263L260 261H262V260L264 261V217L262 216L263 213L260 210L261 206L264 205V194L262 193L263 195H262V197H260L261 199H259V200L257 199V201H255V204L252 203L249 206L250 202L253 201V199L257 195V194H254V193H256V191L254 190L255 187L252 189L254 192L251 191V192H253L252 195L250 194L251 192H249L248 198H247L246 193H244L245 191H242V192L238 191L239 194L238 193L237 194L240 196V198H239L240 201H239V203H236L233 200L234 196L232 197V195L236 194L235 191L238 189L235 188L236 190H231V188L233 189V187H235V185H233L234 181L240 180L241 174H239L236 170H230L231 171L230 172V171H228V168H227V171L229 173L226 172V175H227L226 179L224 176V180H223L222 178H220L216 174V168L217 167H215L214 168V171H215L214 175H217V176L215 177L214 181L212 180L213 182L211 183V186L206 184L205 183V181H207L206 172H204L203 169H202L203 172H201L200 168H198V170L196 169V167H198V165H199V167H201L200 165L203 161V156L200 154L201 152L198 153V155H196L197 154L196 148H197L198 143L197 142H196V144L193 143V140H192L193 138L187 132L188 129L185 128L184 125H182L183 122L180 121V118H179L180 116L177 113H173V114ZM174 114H176L177 116H174ZM262 114L264 115V113H262ZM20 115H22V113H20ZM50 116L54 117V115H50ZM139 116H141V117H139ZM181 116H184V114ZM60 117H62V116H60ZM79 117H82L80 123H79L80 120L78 121ZM119 117H120V115H119ZM185 117H186V115H185ZM118 118H117V121H118ZM167 118L168 117L165 116V119H167ZM182 118L184 119V117H182ZM182 118H181V120H182ZM168 119L170 120V118H168ZM3 120H5L6 121L5 123L8 125V129L6 128L7 125L5 126L6 130H9V131H5V128H1V124L5 125ZM160 120H162V119H160ZM59 121H65V120H59ZM134 121H135L134 122L135 124L133 125V128H135L134 130H136V129H138L137 128L138 126L136 124L140 121L137 122L135 118H134ZM183 121L185 122V120H183ZM56 122L58 123V120ZM158 123H160L161 125L160 124L159 125L162 127H165L169 124L168 121H164L165 126L162 125L163 124L162 121L158 122ZM18 125H20V123ZM248 127H250L249 124H248ZM133 128H131V129H133ZM1 129L2 130L4 129V130L1 131ZM163 129L164 128H162V130ZM98 130L99 129H97V131L93 132L94 136H92L91 139L89 138L90 140H89L88 144H91V145L96 144L97 138H95V135L98 132ZM113 130H112V134L114 133ZM134 130H132V131L135 133ZM250 131L251 130H249V132ZM80 132H79V135H80ZM130 132H131V130L129 131V133ZM133 132H131V134ZM136 132H140V131L138 130ZM189 132H190V130H189ZM6 133H5V135H6ZM59 133H61V132H59ZM157 133L158 132H156L154 134L156 136H152V137L155 138L154 140H158V144L156 143L155 146H156V148L158 147L157 149L159 150V147H160L159 145L162 142L159 143L160 131L158 133L159 137H157V135H158ZM9 134H8V136H6L7 139H8V137H10ZM81 134H83V133H81ZM112 134H111V137L109 135L110 138L113 137ZM140 135H144L143 127L141 129ZM63 136H64V134H63ZM82 136L85 137L86 135L84 134ZM97 136H99V135L97 134ZM194 136H195V134H194ZM196 136H197V138H199L197 134H196ZM196 136H195V138H196ZM51 137H52V135H51ZM60 137H61V135H60ZM65 137L67 138V136H65ZM219 137L218 138L221 139V141H222L223 140L222 135H219ZM61 138H63V137H61ZM68 138H67V140H68ZM71 138H70V141H72ZM110 138H109V140H110ZM12 139H13L12 137L9 138V140H12ZM86 139H87V137H86ZM101 139H103V138H101ZM81 140H82V138H81ZM140 140H141V138L139 139V142H140ZM47 141H48V138H47ZM84 141L85 140H83V142ZM150 141H149V143H150ZM53 142H52V144H53ZM6 143H7V141H6ZM75 143H77V142L75 141L74 144ZM79 143H81V142H79ZM84 143L86 144V142H84ZM129 143L130 142L128 141V145H129ZM47 144H49V143L47 142ZM54 144H57V143H54ZM54 144H53V148H55V147L57 148V145L54 146ZM124 144H126V143L124 142ZM169 144H170V142H169ZM172 144H170V145H172ZM190 144H191V146H190ZM131 145H130V147H131ZM170 145H168V146H170ZM71 146H73V143L71 144ZM71 146H70V148H71ZM87 147H89V146H87ZM124 147H125V145H124ZM127 147H129V146H127ZM187 147H189V148H187ZM50 148L51 147H49V149ZM53 148H52V151L49 153L54 154ZM78 148L80 149L81 147H78ZM97 148L94 147V152H95V149H97ZM247 148H248V145H247ZM260 148H257V151ZM25 149H24V152H26ZM77 149H74L73 151H75ZM134 149L135 148L133 146L132 150H134ZM13 150H15V152H18V151H16V149H13ZM92 150L93 149H91V151ZM128 150H129V148H128ZM190 150H193V152L190 153ZM251 150H252L251 148L250 149L248 148L247 153L245 152V154L232 155L229 158L231 163H240V162L243 163V161H245L247 163V164L245 163L246 165H244V169H243V171H244L243 173L247 177L249 175L248 174L249 168H251L250 170H252L253 167H255L252 170L253 172H255L254 170L256 169V166L260 165V168L264 167V165H261L262 162H264V161L261 160L262 162H260V160H258V159H260L259 156H258L259 157L258 159H255V158H257V156L254 155V151L252 153ZM6 151H8V150H6ZM35 151H40V149L36 150V148H35L34 152ZM12 152H14V151H12ZM77 152H78V150H77ZM96 152H97V150H96ZM127 152L125 154H127ZM129 152H131V154L134 153V152L132 153L131 150ZM143 152L144 151L141 152V156L143 159L139 160V162H138L139 165H137L138 164L137 163V164L131 166V172L134 173L133 175H135L136 173L137 174L139 173L141 175V173L144 172ZM179 153H180V151H179ZM257 153H259V151ZM257 153H255V154H257ZM7 154L11 155V152H8ZM52 154H50L51 157H52ZM94 154H96V153H94ZM181 154H183V152H181ZM186 154H184V155H186ZM9 155H6V158H8ZM12 155L14 156L15 154L12 153ZM54 155H53V157H54ZM75 155L76 154H74V156ZM79 155H77V157ZM103 155H102V157H103ZM207 155H210V154L208 153ZM15 157H16V155H15ZM122 157H124V155ZM47 158H49V156ZM124 158H126V157H124ZM120 159H123V158L120 157ZM182 159H183V157H182ZM192 159H194V162L192 161ZM46 160L51 161L52 159L50 158V159H46ZM68 160H67V162H68ZM186 160H188V159L185 158L183 161H186ZM17 161L14 160V162H13L14 164L12 163L13 166L16 163H19ZM23 161H25V162H23L25 165V163H27V162H26V160H23ZM50 161H48V162H50ZM137 161H138V159H137ZM174 161L172 162V164L174 163ZM221 161L222 160L220 159V162ZM247 161H250L249 165L251 164L252 167H249ZM93 162H91V163L93 164ZM128 162H130V160ZM104 163H102V164H104ZM131 163H134V162L132 161ZM192 163H194V165H193V167L189 168V171H188V166H190V164H192ZM221 163H223V162H221ZM20 164L21 163H19V165ZM224 164H226V162ZM10 165L11 164L8 165L9 168L11 167ZM52 165L53 164L51 163V166ZM176 165L177 164H175V166ZM25 166L30 168L28 166V164ZM66 166H67V164H66ZM70 166H68V167H70ZM181 166H184V163ZM16 167L17 166L13 167L14 169L12 168V170H14V172H15V170L17 171V169H18V168L16 169ZM45 167H46V165H45ZM100 167H101V165H100ZM170 167H172V166H170ZM47 168H50V166ZM257 168H259V167H257ZM0 169H1V164H0ZM171 169H173V168H171ZM12 170H10V172ZM26 170H28V169H26ZM39 170H35L34 172L39 171ZM256 170H257L256 172H258V169H256ZM108 171H110V170H108ZM108 171H106L105 173H107ZM122 171L124 172V174L127 173L124 170H122ZM253 172L250 171V173H252V174H253ZM12 173H10V174L12 175ZM15 173H17V172H15ZM41 174H37V176L41 175ZM109 174H110V172H109ZM120 174H121V172H120ZM143 174L141 176H143ZM115 175H117V174H115ZM183 175H184V173H183ZM26 176H29V173ZM31 176H29V177H31ZM42 176H44V175H41V177ZM121 176H123V175H121ZM141 176H139V177H141ZM129 177L130 176H128V178ZM136 177H138V176H136ZM20 178H22V177H20ZM44 178H45V176H44ZM125 179H127V178L125 177ZM249 179H251V177H249ZM129 180H131V179H129ZM29 181L31 182V180H29ZM107 181H108V178H107ZM16 182H19V181H16ZM56 182H59L60 184H57ZM102 182H104V181H102ZM40 183H41V181H40ZM14 184H16V183H14ZM56 184L58 185V187L56 186ZM175 184L178 186L177 183H175ZM41 185H39V183L37 181L36 186H41ZM121 185H123V184H121ZM139 185H140V182H139ZM171 185L173 186V184H171ZM16 186L11 185L12 188L7 187L6 188L7 193L11 191L10 193H11V195H13V193H15V190H16L14 187H16ZM34 186L32 185V187H34ZM36 186H35V188H36ZM110 186H112V185H110ZM124 186H126V185H124ZM140 186H142V185H140ZM18 187L19 188L17 189V192L19 191V189L22 188V186L18 185ZM173 188L174 187H172V189ZM42 189H44V188H42ZM122 189H123V186H122ZM172 189H170V191H172ZM6 190H3V191L0 190V208L2 205V201L7 202V199H8V201L11 200L10 194H9L10 199L8 196H5L6 200L3 199L4 194L6 193L5 192ZM230 190L234 191V193L232 192L233 193L232 194ZM155 191L157 192V190H155ZM3 192H4V194H3ZM35 192H37V191L35 190ZM35 192H33L29 196H26V197L23 196V198H19L20 195H18L17 196V204L16 203L14 204L15 207L12 206L14 209L10 208L12 205V202L11 203L8 202V206H9V203L11 204L9 206L10 209L7 210L8 208L7 209L5 208L6 210L3 213L8 212V214L10 213V215H7V216L12 217V219H11L12 225H10L11 226L10 231H15V230H18L19 228H21L23 226H26L28 224L26 222H32V223L34 222L33 219H32L33 221H30V216H28V221H27V215H29L31 213V212H29V204L31 205V202L33 200H35V199H33ZM27 193H25V194H27ZM18 194H20V193H18ZM171 194L172 195L176 194L177 196L174 195L175 196L174 198H176V199L172 198L173 196ZM122 195H123V193H122ZM161 195L163 197H161ZM180 196H182V195H180ZM12 199H15V197L12 196ZM46 200H48V198H46ZM166 200L167 201L170 200V204H169V202L167 203ZM255 200H256V198H255ZM35 201H37V200H35ZM6 202H4V204L7 207ZM13 203H14V201H13ZM33 203H34V201H33ZM37 204H36V206H38ZM95 206H96V208H95ZM44 207H46V206H44ZM40 208H43V207L40 206ZM46 208H44V209H46ZM1 209H0V211H1ZM198 209L201 211L199 213V215L196 214L197 213L196 210H198ZM252 210H254V213H255L254 216H251ZM28 212H29V214H28ZM40 213H42V212H40ZM201 213H202V215H200ZM43 216H44V214H43ZM34 219H36V217ZM161 220H164V221L161 222ZM46 223H48V222H46ZM36 224L37 223H35V225ZM43 224H44V222H43ZM47 225L50 226V224H46V225H44V227ZM35 228H37V227H35ZM6 229H8V228H6ZM195 229H196V231H195ZM165 230H168V233H169L168 235L170 237L172 236V239L170 238V240H168L166 237V235H167V233H166V235H163V237L165 236L164 238L161 237V239H163V240H160L159 234H161L162 232L165 233ZM6 231L8 232V230H6ZM164 233H162V234H164ZM154 234H156V235L158 234L157 238H155ZM194 237L198 239L197 243H194L195 241L193 242ZM46 238H47V236H46ZM48 241L49 240H47L46 242H48ZM160 241H162V242L164 241V243H163L164 246H162V245H161V247L158 246ZM172 241H174V243H172ZM188 241H187V243H188ZM96 244L100 245L104 248H108V249L110 248L112 251H115V252H116V250H122V252L121 251L119 252V253H121L120 255L116 254V253H118V252H116L114 254L109 253V255L103 256V255H100L96 250H94L95 247L93 248V246ZM96 247H98V246H96ZM257 247L260 249V253H263L262 255L257 254V256H255L252 254L253 250L256 249ZM160 249H163L165 252L161 253ZM41 250H43V251H41ZM4 251H5V249H4ZM4 251L0 250L1 256H3ZM6 251H7V249H6ZM1 252H3V253H1ZM7 253H5V254H7ZM20 256H21V258H20ZM25 256H23V257H25ZM259 256H261V257H259ZM68 260H72L74 263H71ZM2 262L5 263V261H2ZM175 263L170 262V264H175Z\"/></svg>","mask_w":264,"mask_h":264}]
</instances>
